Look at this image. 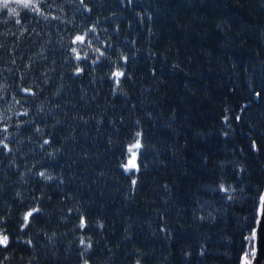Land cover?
<instances>
[{
  "label": "trees",
  "instance_id": "1",
  "mask_svg": "<svg viewBox=\"0 0 264 264\" xmlns=\"http://www.w3.org/2000/svg\"><path fill=\"white\" fill-rule=\"evenodd\" d=\"M263 184L264 0L0 3V264H239Z\"/></svg>",
  "mask_w": 264,
  "mask_h": 264
},
{
  "label": "water",
  "instance_id": "2",
  "mask_svg": "<svg viewBox=\"0 0 264 264\" xmlns=\"http://www.w3.org/2000/svg\"><path fill=\"white\" fill-rule=\"evenodd\" d=\"M264 204V184L259 199L257 216L252 231V251L247 257L243 254L240 257L239 264H264V214L260 212V206Z\"/></svg>",
  "mask_w": 264,
  "mask_h": 264
},
{
  "label": "snow or ice",
  "instance_id": "3",
  "mask_svg": "<svg viewBox=\"0 0 264 264\" xmlns=\"http://www.w3.org/2000/svg\"><path fill=\"white\" fill-rule=\"evenodd\" d=\"M18 2H19V0H18ZM0 3H2V5L4 7H7L8 3H9V0H0ZM83 39L84 38L81 37V36L76 37V40H78V41H83ZM73 51H75V49H73ZM77 58L79 59L80 57L77 56ZM117 75H122V73H117ZM25 91H27V90H25ZM139 146H140L139 145V141H137V143L135 145H133L132 147L139 148ZM129 151H131V148L129 149ZM129 164H130L131 167H135V164L134 163L129 162ZM128 166L129 165H125V167H128ZM41 175H44V174L41 173ZM260 212H261V214H264V204H261V206H260ZM31 215H32L31 212L27 213V216L30 217ZM7 240H8L7 236H0V244H6L7 243ZM82 243H83V241H82Z\"/></svg>",
  "mask_w": 264,
  "mask_h": 264
},
{
  "label": "rangeland",
  "instance_id": "4",
  "mask_svg": "<svg viewBox=\"0 0 264 264\" xmlns=\"http://www.w3.org/2000/svg\"><path fill=\"white\" fill-rule=\"evenodd\" d=\"M136 143H134L133 145H135ZM133 145L130 146L131 148V151H129L130 155L128 156L127 158V162H126V165H129L128 167L126 168H131L129 162H132V163H136V148L135 147H132ZM129 148V149H130ZM249 255V254H248Z\"/></svg>",
  "mask_w": 264,
  "mask_h": 264
}]
</instances>
